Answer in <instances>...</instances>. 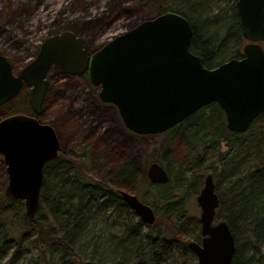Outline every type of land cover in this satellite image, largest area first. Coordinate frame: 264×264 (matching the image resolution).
Segmentation results:
<instances>
[{
  "label": "water",
  "instance_id": "95a60500",
  "mask_svg": "<svg viewBox=\"0 0 264 264\" xmlns=\"http://www.w3.org/2000/svg\"><path fill=\"white\" fill-rule=\"evenodd\" d=\"M235 10L246 42L242 57L213 69L190 52L191 26L172 12L143 20L92 52L86 40L63 31L47 38L15 74L0 54V108L26 87L29 106L39 115L46 76L56 70L67 76L86 74L89 86L98 90V101L114 107L125 130L134 135L163 134L212 104L223 112L228 131L245 133L264 114V0H237ZM58 147L52 128L35 117L16 114L0 120V155L7 176L3 195L22 201L27 218L39 209L43 169L57 158ZM147 179L165 185L169 175L153 160ZM119 196L142 224L153 225L151 207L134 194L119 191ZM195 201L201 240L187 247L196 264H232L234 238L228 225L216 220L219 199L211 174L204 177Z\"/></svg>",
  "mask_w": 264,
  "mask_h": 264
},
{
  "label": "trees",
  "instance_id": "16d2710c",
  "mask_svg": "<svg viewBox=\"0 0 264 264\" xmlns=\"http://www.w3.org/2000/svg\"><path fill=\"white\" fill-rule=\"evenodd\" d=\"M236 1L138 2L152 5L153 17L167 12L184 17L192 29L190 52L201 59L205 68L213 69L242 57L246 42L239 28ZM206 2L213 4L215 11L203 16L204 12L198 11ZM25 108L18 114H28L26 99ZM162 135L170 137V145L181 142L191 156L188 165L178 168L176 178L184 186L179 190L181 195L157 197L154 193L161 185H152L148 179L142 181L129 161L116 167L114 189L109 183L86 176L90 157L78 160L57 157L45 166L40 205L33 218L25 216L22 201L7 200L0 193V262L6 259V264H14L30 253L32 246L38 251L32 264H84L76 244L87 231L86 223L100 214L119 213L122 232L115 235V254L122 255V260L118 264H191L195 256L187 243L191 236L192 241H200V223L198 217L190 214L188 199L198 195L204 177L215 170L213 165L217 163V172L211 174L219 199L216 220L224 221L234 238L232 264H264V114L245 133H233L226 128L223 112L212 104ZM171 158L172 151L168 150L155 160L168 173V183L173 176ZM0 178L4 189L5 174ZM119 187L135 188L137 192L143 189L144 201L152 196L156 217L153 225H144L135 217L122 202ZM55 253L56 260L52 257ZM93 256L89 261L100 264Z\"/></svg>",
  "mask_w": 264,
  "mask_h": 264
},
{
  "label": "rangeland",
  "instance_id": "374dc122",
  "mask_svg": "<svg viewBox=\"0 0 264 264\" xmlns=\"http://www.w3.org/2000/svg\"><path fill=\"white\" fill-rule=\"evenodd\" d=\"M139 0H0V53L9 61L14 73H18L36 55L39 46L49 37L63 31L75 33L87 41L91 51L100 48L114 36L119 35L145 19L153 17L152 5L139 3ZM225 7V3H221ZM214 12L215 6L202 3L199 13ZM220 60L216 61V63ZM50 90L44 103L41 120L54 126L62 154H71L78 160L75 152H85L89 160L85 174L94 180L115 186V169L129 161L138 170L141 180L147 179V169L153 160L172 151L171 182L161 185L154 193L157 197L165 195L178 197L184 188L176 178L178 168L189 164L187 149L181 142L170 145L168 135L141 136L130 134L123 127L119 115L112 106L101 104L97 99L96 88L90 87L82 78H72L51 70L48 74ZM26 91L16 99L0 108V120L27 110ZM170 145V146H169ZM224 147L222 146L221 149ZM85 159V158H84ZM0 157V176H2ZM3 165V164H2ZM215 163L213 168L218 167ZM210 174H215L216 171ZM1 179V178H0ZM144 183V182H143ZM223 189V185L220 187ZM5 189V188H4ZM4 189L0 185L2 196ZM119 191L134 194L143 203L151 206L148 196L144 201V190L117 188ZM195 195L188 199L190 214L199 218L200 210ZM141 198V199H140ZM153 209V208H152ZM106 215H109L108 217ZM100 214L86 223L87 231L76 244V251L84 262L89 257H97L100 264H118L121 256L115 251V235H120L122 215ZM136 217V216H135ZM137 218V217H136ZM194 236L189 237V242ZM30 253L14 264H32L38 251L29 248ZM93 253V254H92ZM119 253V252H118ZM52 257L56 260L57 254ZM54 260V261H55ZM3 260L0 264H6ZM196 264V258L191 262Z\"/></svg>",
  "mask_w": 264,
  "mask_h": 264
},
{
  "label": "flooded vegetation",
  "instance_id": "af4514ba",
  "mask_svg": "<svg viewBox=\"0 0 264 264\" xmlns=\"http://www.w3.org/2000/svg\"><path fill=\"white\" fill-rule=\"evenodd\" d=\"M92 52V51H91ZM1 54V53H0ZM2 55V54H1ZM13 69V68H12ZM51 71V70H50ZM49 71V72H50ZM49 72H48V74H49ZM14 73V72H13ZM15 74V73H14ZM48 74H47V76H46V80H47V83H48V86H47V92H46V96H45V99H44V102H43V105H42V110H41V112H40V114L39 115H37V116H34V114H33V112H32V110H31V108H30V106H29V103H28V93H29V88H26V87H24L21 91H20V93L18 94V96L17 97H19L20 96V94H21V92L23 91V90H25L26 91V95L27 96H25V98H26V102H27V104H28V106H29V112H28V114H26V116H29V117H35L37 120H38V122H39V124L40 125H48V126H50L51 128H52V130L54 131V134H55V136H56V138H57V141H58V145H59V147H58V153H57V157H66V158H68V160H71V154H66V153H64V154H62V152H61V150H60V143H59V140H58V137H57V135H56V131H55V128H54V126L53 125H51V124H48V123H46V122H43L42 120H41V115H42V113H43V107H44V103H45V100H46V98H47V95H48V92H49V90H50V84H49V82H48ZM65 76H67V75H65ZM68 77H72V78H82L84 81H86L87 83H88V80H87V75L86 74H84L83 76H68ZM16 97V98H17ZM16 98H14L12 101H14V100H16ZM12 101H10V102H12ZM10 102H8V103H10ZM7 103V104H8ZM7 104H5V105H7ZM5 105H3V106H5ZM2 106V107H3ZM109 106H111V105H109ZM114 108V107H113ZM114 110H115V108H114ZM13 115H16V114H13ZM22 115V114H21ZM25 115V114H24ZM11 116V115H10ZM8 117V116H7ZM127 131V130H126ZM128 132V131H127ZM130 133V132H129ZM130 134H132V133H130ZM76 154V157H81V159H84V157H88V155L85 153V152H81V153H79V152H75ZM0 157H2L1 155H0ZM90 157V156H89ZM3 160V159H2ZM55 160V159H54ZM54 160H52V161H54ZM52 161H50V162H48V163H46L45 164V166L47 165V164H49V163H51ZM45 166H44V169H45ZM44 169H43V172H44ZM2 171H3V173L5 174V177H6V185H7V176H6V166H5V164H4V162H3V169H2ZM87 176V175H86ZM89 177V176H88ZM89 178H91V177H89ZM114 180H115V174H114V178H113ZM97 181V180H96ZM114 186V185H113ZM6 187V186H5ZM114 189H115V186H114ZM138 198V197H137ZM200 240H201V237H200Z\"/></svg>",
  "mask_w": 264,
  "mask_h": 264
}]
</instances>
